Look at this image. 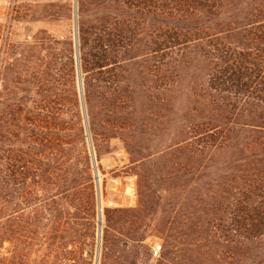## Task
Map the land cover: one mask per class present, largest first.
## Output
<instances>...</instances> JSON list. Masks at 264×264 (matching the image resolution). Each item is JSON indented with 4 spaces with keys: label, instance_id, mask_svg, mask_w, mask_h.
<instances>
[{
    "label": "trees",
    "instance_id": "obj_1",
    "mask_svg": "<svg viewBox=\"0 0 264 264\" xmlns=\"http://www.w3.org/2000/svg\"><path fill=\"white\" fill-rule=\"evenodd\" d=\"M76 20L106 128L140 163L139 204L107 209L106 240L113 217L152 212L168 191L189 209L190 240L179 262L172 245L159 264H264V0H77ZM92 86L83 84L91 109ZM49 100L34 119L55 117ZM158 130L169 142L156 147Z\"/></svg>",
    "mask_w": 264,
    "mask_h": 264
},
{
    "label": "rangeland",
    "instance_id": "obj_2",
    "mask_svg": "<svg viewBox=\"0 0 264 264\" xmlns=\"http://www.w3.org/2000/svg\"><path fill=\"white\" fill-rule=\"evenodd\" d=\"M77 41L76 0H0V264H159L172 245L170 263L179 262L190 240L189 209L176 208L171 192H163L152 212L113 217L104 237L107 209L139 204L140 163L107 130L98 80L82 72ZM88 78L93 109L80 87ZM49 99L55 117L34 119L32 110ZM21 113L22 136L16 131ZM165 133L156 132L154 146L169 142ZM19 147L23 177L16 173ZM65 183L72 186L68 193ZM155 244L162 245L161 256L152 255Z\"/></svg>",
    "mask_w": 264,
    "mask_h": 264
},
{
    "label": "water",
    "instance_id": "obj_3",
    "mask_svg": "<svg viewBox=\"0 0 264 264\" xmlns=\"http://www.w3.org/2000/svg\"><path fill=\"white\" fill-rule=\"evenodd\" d=\"M76 16H77V0H76ZM76 25H77V20H76ZM80 87L81 90L83 92V85H82V81L80 79ZM84 110H85V104H84ZM98 180H99V176H98V172L96 170V181L98 184ZM99 204H100V213H99V233H100V238H101V232H102V208H101V201L99 200ZM99 257V256H98ZM98 261V258H97Z\"/></svg>",
    "mask_w": 264,
    "mask_h": 264
},
{
    "label": "built area",
    "instance_id": "obj_4",
    "mask_svg": "<svg viewBox=\"0 0 264 264\" xmlns=\"http://www.w3.org/2000/svg\"><path fill=\"white\" fill-rule=\"evenodd\" d=\"M162 252V245L161 244H155L152 248V255L154 257L160 256Z\"/></svg>",
    "mask_w": 264,
    "mask_h": 264
}]
</instances>
